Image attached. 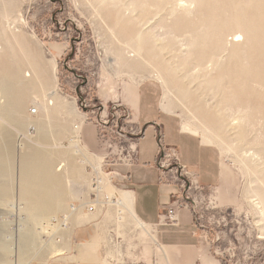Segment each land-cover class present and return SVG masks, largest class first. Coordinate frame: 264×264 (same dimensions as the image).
Returning a JSON list of instances; mask_svg holds the SVG:
<instances>
[{
  "label": "rangeland",
  "instance_id": "rangeland-1",
  "mask_svg": "<svg viewBox=\"0 0 264 264\" xmlns=\"http://www.w3.org/2000/svg\"><path fill=\"white\" fill-rule=\"evenodd\" d=\"M127 2L0 0V67L7 63L19 68L26 80L20 88L25 102L19 114L9 113L0 87V264H45L54 257L57 245L71 243L72 222L85 220L81 206L92 191V166L123 157L121 148L132 141L129 134L134 116L126 98L128 93L132 96L135 83L140 81V89L148 88L157 104L161 102L182 125H189L190 131L210 144L220 158L218 183L204 187L196 195L194 208L185 209L192 211L195 223L204 229L208 255L218 264H264V218L256 206L252 188L258 185L246 159L252 150L247 153L233 136L226 134L221 139L208 128L195 106L180 96L176 83L160 81L156 75L160 68L126 60L125 53L132 49L121 32L124 16L132 14L124 4ZM158 2L163 9L169 7L164 0ZM220 12L221 16L230 15L229 9ZM162 16V26L167 30L165 12ZM31 107L37 109L34 116L29 113ZM100 118L108 123L102 139L93 126ZM18 120L20 124L15 125ZM79 124L81 141L74 129ZM121 129L125 136L118 134ZM262 143L264 135L259 147ZM112 150L114 153L104 159ZM48 161L60 179L59 207L52 196L55 184L47 175L43 177L46 185L38 189L33 186L38 181L32 167ZM119 164L111 168L119 170ZM73 181L82 184L80 198L73 196ZM73 204L78 210L63 228L60 220L54 219L69 214ZM120 234L116 248L110 242L112 238L115 241V234L105 232L108 261L118 258L115 251L123 254L116 264H135L161 253L145 231H138L130 243L127 238L131 235ZM60 236L65 240L60 241Z\"/></svg>",
  "mask_w": 264,
  "mask_h": 264
},
{
  "label": "bare ground",
  "instance_id": "bare-ground-1",
  "mask_svg": "<svg viewBox=\"0 0 264 264\" xmlns=\"http://www.w3.org/2000/svg\"><path fill=\"white\" fill-rule=\"evenodd\" d=\"M216 1L164 0L169 5L164 9L158 0L124 3L132 6L126 7L132 14L121 23L132 47L125 58L160 68L161 73L156 70L160 81L176 83L180 96L195 106L208 128L221 139L233 136L245 152L252 150L246 159L258 185L252 188L256 206L264 218V144L259 147L264 135V0H231L234 5ZM225 9L230 15L221 16ZM162 10L167 30L162 26ZM6 64L0 67L2 97L9 113L19 114L25 102L20 90L25 75ZM182 130L194 133L187 124Z\"/></svg>",
  "mask_w": 264,
  "mask_h": 264
},
{
  "label": "crops",
  "instance_id": "crops-1",
  "mask_svg": "<svg viewBox=\"0 0 264 264\" xmlns=\"http://www.w3.org/2000/svg\"><path fill=\"white\" fill-rule=\"evenodd\" d=\"M141 82L135 83L132 96L128 93L126 98V104L133 110V124L141 130L135 158L129 165L120 163L116 167L122 173L128 172L131 175L130 180L126 182V189L119 191L128 213L127 220L131 223L141 220L154 223L169 204L171 194L177 190L176 183L160 181V171L157 167L158 133L167 146L179 152L180 163L196 173L204 187H213L218 183L221 162L210 144L204 143L197 134L182 130L181 122L174 118L171 112H167L161 102L157 104L153 100L148 88L140 89ZM131 89L130 87L128 92ZM14 124L19 125V120ZM93 126L97 129L95 124ZM51 167V161L34 164V178L38 183L33 186L38 189L46 185L43 177L47 175L48 181L55 184L56 192L52 196L56 198L59 207L61 202L57 197L62 190L57 184L60 179ZM81 193L82 184L73 181V196L80 198ZM103 217L96 212L87 219L84 216L85 220L79 224H74V220L73 228L71 227V243L67 246L57 245L54 257L45 264H116L105 259L107 248L104 237L109 220ZM204 234V229L195 223L192 211L183 209L176 226L159 228L157 238L161 244V253L153 254L149 259L135 264H218L214 256L208 255L207 246L203 243L206 239ZM60 238V241L65 240L63 236Z\"/></svg>",
  "mask_w": 264,
  "mask_h": 264
},
{
  "label": "built area",
  "instance_id": "built-area-1",
  "mask_svg": "<svg viewBox=\"0 0 264 264\" xmlns=\"http://www.w3.org/2000/svg\"><path fill=\"white\" fill-rule=\"evenodd\" d=\"M31 115H36V107H31L29 110ZM129 122V120H127ZM125 121V123H127ZM107 120L98 119L95 122L96 128H98V137L102 139L106 137V132L104 128L107 126ZM134 125V124H133ZM77 131L79 132L80 138V127L76 126ZM130 129L129 136L132 138L127 146V148H121L120 154H123L118 157V159H108L102 161L99 165L92 166V176H91V193L89 195V200L82 204V212H84L85 218L90 217L94 213H99V215L104 216L103 219L109 218L108 234H115L114 238L110 240L113 247H118L120 241L116 239L117 233H121L123 236L128 237V242H132L131 239L137 238L136 235L138 231H145L148 238L153 244L159 249L161 244L157 238L158 230L160 227L166 226H176L179 222L180 212L183 209H189L191 206L194 208L196 203V195H198L203 189L198 180L197 174L189 170L186 166L180 163L179 152L170 146H167L163 140L162 136L158 135V158H157V167L160 173L161 182H171L177 184V190L171 194V200L169 204L165 207L164 211L158 215L156 222L146 223L141 220L139 226H135L127 219L128 213H126L123 202L120 198L119 191L126 189V182L130 180V173H122L120 170L111 168L115 164H126L129 165L134 161L135 153L137 150L138 138L141 136V130L135 126ZM33 129V127L31 128ZM123 129H121L118 134L120 136H125ZM133 137L137 138L133 140ZM114 153V150L108 151L103 156L104 159L110 154ZM120 178V179H119ZM108 187H112V191H108ZM197 192L195 195H191V192ZM71 212L69 214L60 215V219H54L59 221L63 228H66L70 223V217L77 212L78 207L74 204L70 207ZM190 210V209H189ZM195 209H193V212ZM109 212V213H108ZM72 213V214H71ZM126 223L129 228H126ZM129 229V230H128ZM128 230V232H127ZM110 244V243H109ZM116 244H118L116 246ZM111 246V245H110ZM115 261L112 259L110 261L117 262L121 255L119 251H115Z\"/></svg>",
  "mask_w": 264,
  "mask_h": 264
}]
</instances>
